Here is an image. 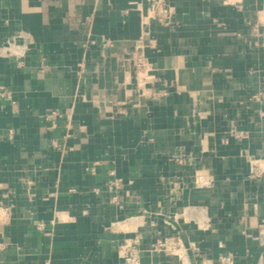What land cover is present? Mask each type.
<instances>
[{
    "label": "crops",
    "instance_id": "0c3cea01",
    "mask_svg": "<svg viewBox=\"0 0 264 264\" xmlns=\"http://www.w3.org/2000/svg\"><path fill=\"white\" fill-rule=\"evenodd\" d=\"M156 1L0 0V46L34 41L0 53V264H121L134 233L179 241L148 262L264 264V0ZM139 46L167 96L139 97Z\"/></svg>",
    "mask_w": 264,
    "mask_h": 264
},
{
    "label": "built area",
    "instance_id": "2783aa9c",
    "mask_svg": "<svg viewBox=\"0 0 264 264\" xmlns=\"http://www.w3.org/2000/svg\"><path fill=\"white\" fill-rule=\"evenodd\" d=\"M154 6L157 8V12L155 14L157 20L161 24L165 25L173 12L172 8L169 7L168 0H158L155 2ZM33 48L34 41L32 37L28 33L20 32L15 37H13V39L8 40L7 43L0 46V53L3 57L15 61L19 67H23L28 54ZM129 61H131L137 77H140L141 79V82L139 81L141 83V86H139L141 91L138 92L140 98L158 100L167 96V91L158 90V84L156 81L152 80L150 76V62L142 46H139L134 51H132ZM148 85L152 86V88L145 89V87ZM0 99L4 101H10L12 99V93L4 86H0ZM128 103L131 102L123 101L121 104L126 105ZM65 118H67V121L69 120L68 115L58 109L51 110L45 115V119L50 125L49 130L51 131L57 130L61 126V123L66 120ZM66 127L65 129H71L69 125ZM68 136V134H65L61 140L54 139L51 144L52 148L56 151H62L64 153L68 151L66 146V140ZM111 174L113 178L108 182V187L110 191H113L119 189L121 181L115 178L114 173ZM113 200L116 201L117 197L113 196ZM36 227L38 230L42 231L44 230L45 226L43 223H38ZM179 246L180 244L178 239L173 237H161L151 244L148 249H144L140 234L134 233L132 236L124 238L117 245V253L122 261L121 264H160L155 261H146L144 259L145 255L147 254V256L150 255L153 257L159 254L170 252L171 249H174L173 254L177 256L179 251L176 248ZM220 264H235L234 257L232 255L224 256L220 259Z\"/></svg>",
    "mask_w": 264,
    "mask_h": 264
},
{
    "label": "rangeland",
    "instance_id": "374dc122",
    "mask_svg": "<svg viewBox=\"0 0 264 264\" xmlns=\"http://www.w3.org/2000/svg\"><path fill=\"white\" fill-rule=\"evenodd\" d=\"M176 249H178V251L182 250L181 246L177 247ZM174 249H171L170 252L164 253L165 257H177L173 254ZM216 264H220V261H218V263Z\"/></svg>",
    "mask_w": 264,
    "mask_h": 264
},
{
    "label": "bare ground",
    "instance_id": "6f19581e",
    "mask_svg": "<svg viewBox=\"0 0 264 264\" xmlns=\"http://www.w3.org/2000/svg\"><path fill=\"white\" fill-rule=\"evenodd\" d=\"M179 252H181V251H179ZM179 252L177 253V258H179V259H180V255H179Z\"/></svg>",
    "mask_w": 264,
    "mask_h": 264
}]
</instances>
